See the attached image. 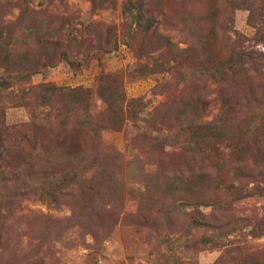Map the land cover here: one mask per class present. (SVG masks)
Returning <instances> with one entry per match:
<instances>
[{
  "label": "rangeland",
  "instance_id": "obj_1",
  "mask_svg": "<svg viewBox=\"0 0 264 264\" xmlns=\"http://www.w3.org/2000/svg\"><path fill=\"white\" fill-rule=\"evenodd\" d=\"M263 20L264 0H0V264H264L261 165L235 176L232 151L217 199L190 169L210 74L264 52Z\"/></svg>",
  "mask_w": 264,
  "mask_h": 264
},
{
  "label": "trees",
  "instance_id": "obj_2",
  "mask_svg": "<svg viewBox=\"0 0 264 264\" xmlns=\"http://www.w3.org/2000/svg\"><path fill=\"white\" fill-rule=\"evenodd\" d=\"M262 25H264V20ZM258 52L259 55L264 54V52ZM254 54V50L240 49L235 54L227 56L219 64L220 66L218 65L219 67L216 66L212 70L210 78L218 83L220 90L217 96L208 104L215 105L219 102V111L218 114L212 117V121L207 123V126L200 125V118H196L195 121L190 169L196 170L198 176H202L204 172L210 174L211 179L207 182L209 187L207 189L213 192V199L219 198L225 190L227 182L225 183L223 172L229 167V165L227 167L229 155L237 153V158H239L238 165L234 166L235 176H241L248 168V165L245 164L246 161H244L245 158H250L255 165L259 164L264 169V150L256 145L259 141L264 140V122L260 117L261 115H253L247 122L239 121L237 118L241 98L248 96L256 103L264 104V74L260 72V69H264V61L258 59L259 55L253 56ZM245 56L248 58L246 59ZM249 69L258 72L260 76L254 80L250 76L239 75V73ZM246 89L249 94L243 95L242 90L245 91ZM75 90L77 88L71 89L72 92ZM258 117L260 119H257ZM256 119L258 122H254ZM219 120L221 122H218ZM207 141H210L208 143L211 144L209 146L210 151L205 152L203 146L207 145ZM253 145L255 146L253 147ZM232 151L235 153H232ZM258 176L261 177L264 183V172L262 170L258 172ZM262 189V195H264V188ZM232 191L235 193L236 199L250 196L246 189L240 188ZM3 202L9 205L11 199ZM2 204L0 202V206ZM263 219L264 214L260 220ZM258 228L255 225L254 229L256 231H258Z\"/></svg>",
  "mask_w": 264,
  "mask_h": 264
}]
</instances>
